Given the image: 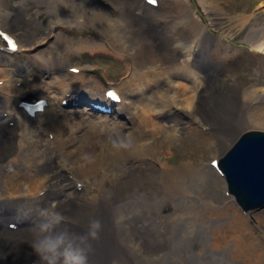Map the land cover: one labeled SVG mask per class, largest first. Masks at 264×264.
<instances>
[{
  "label": "bare ground",
  "instance_id": "1",
  "mask_svg": "<svg viewBox=\"0 0 264 264\" xmlns=\"http://www.w3.org/2000/svg\"><path fill=\"white\" fill-rule=\"evenodd\" d=\"M28 1L45 27L29 13L15 18ZM130 1L0 0V29L17 43L7 52L0 39V264H39L29 244L47 211L64 215L55 230L76 242L100 221L88 264H264V208L254 211L258 225L236 214V197L209 166L242 130L264 127V29L244 38L253 59H242L241 49L209 33L216 24L189 0H157L162 13ZM197 2L208 18L227 15L236 37L250 31L242 6L227 14L218 0ZM66 29L102 39L75 44ZM53 33L58 62L39 47ZM106 48L129 60L109 113L90 106L107 103L109 87L88 67L75 74L68 66L72 56ZM230 62L250 81L231 75ZM39 97L49 105L28 119L19 102ZM200 145L210 161L195 158ZM249 158L234 168L247 174Z\"/></svg>",
  "mask_w": 264,
  "mask_h": 264
},
{
  "label": "rangeland",
  "instance_id": "2",
  "mask_svg": "<svg viewBox=\"0 0 264 264\" xmlns=\"http://www.w3.org/2000/svg\"><path fill=\"white\" fill-rule=\"evenodd\" d=\"M125 1H127V0H125ZM168 1L171 2V0H166V5L170 4ZM218 1H219L218 8H219V10H221V8H222L224 10L223 13L229 12L228 6L233 7L235 10H240L241 6H242L244 9L248 10L247 17L249 18V20H251L250 22L252 23L250 25V31L248 30L249 32H245V34H243L242 36L240 35V36L236 37L235 36L236 31L234 29H232L233 23L231 24L229 22L230 19L227 18V15L226 16L223 15L224 17L221 15L220 16L221 18L217 17L216 15L215 16L211 15L210 18H208V17H206L205 10H203L202 6L197 2V0H189L192 7L195 8L198 15H200L203 18V21L206 24L207 23L208 24H211V23L216 24L215 28H217L216 30H218V31L213 30L211 27L210 28L208 27L209 33H211L212 35H218V33H219V36H221L223 41H226L229 43L231 42V45L233 47H235L236 49H239V50L241 49L242 59H245L246 57L249 59H253V56L249 54L250 47L248 45L250 43L246 42L244 38L249 36V37L253 38V40H254L255 37L259 34L260 29L261 28L264 29V4L261 5V0H218ZM130 2L133 3V1H130ZM10 3L11 2L9 1L7 6L5 7V9L9 10L12 13V10L10 8ZM237 5L240 6V9L236 8ZM234 6H236V7H234ZM36 8H38V7L35 5L34 2L28 1L25 11L17 13L15 18L17 19V21L20 22V21L27 19V16H30L29 14H31L33 18L31 16L30 17L32 19H34L38 22H41L42 25L45 27V25H47L46 16L44 14H39L38 16H35L34 11L36 12V10H37ZM164 8H165V5H163L162 10ZM169 10H170V12L173 11L172 9H169ZM160 12L162 13L163 11H160ZM169 14L170 13L158 14V16H160L158 18L164 19ZM35 17L38 19H36ZM250 18H252V19H250ZM209 19L210 20L212 19V22ZM160 21H162V20H160ZM255 30H257L258 33H257V31L254 32ZM66 33L69 35L70 38H74L75 44L79 43L80 38L82 36L85 38H91L94 41H100L102 39L101 36H99V34L95 33L94 31H90L89 33L84 34L80 30L66 29ZM54 36H55V33H53V35H51L49 40H43L44 42L42 41V43L39 44V47H40V49H45L47 51L49 50V51L53 52L54 53L53 57L55 58V61L58 62L57 57L59 56V54L56 51L57 48L55 46H52V44H51L52 41L54 40ZM244 43H246V44H244ZM29 51H33V50H29ZM251 52L253 54H255V52H253L252 49H251ZM243 54H244V56H243ZM255 58H257V57H255ZM127 63H129V60H128V58H126V56L121 57L120 55H117L114 51H112L110 48L109 49L106 48V49H102V50L100 49V51H95V49L94 50H92V49L86 50L85 52L79 54L78 56L70 57L68 60V65H71V67L74 66V67L80 68V66L81 67L86 66L90 70V71H88L87 74H89L90 76L91 75L95 76V78H97L98 80H101V82L107 80L108 82H112L113 84H115L119 81H122L123 77L126 76L127 69H128ZM217 64H218V62H217ZM233 65H234V69H233ZM229 66L232 68L231 73H234L231 75L234 76L236 74L237 76H239L241 74H244L243 75L244 81L245 82L250 81L249 80L250 76L248 75L249 73L247 71H245L244 69L237 67L238 64L236 65V63H234V64H231ZM237 68H239V69H237ZM245 72H247V73H245ZM252 130H257V131L263 132L264 127L260 128V127L256 126L255 124H252V127L250 126L248 129L245 128L240 133L242 134V132H244V131L248 132V131H252ZM240 133L237 135L236 139L241 135ZM209 150L204 145H202V146L200 145V147H196V149L194 150L195 155H196L195 158L199 161H201V159H205L206 161H210L212 156H209L210 155L208 152ZM200 151H201V156L197 155V153H200ZM225 152H226V150L224 151V153ZM174 154L178 155V153H174ZM175 155H173V156H175ZM206 155H207V157H206ZM199 156L201 158H199ZM204 156H205V158H204ZM221 157L222 156H219L218 158H221ZM162 160H163L162 162H165L164 159H162ZM233 207H234L233 209H234L236 214H238L242 217L245 216V215L241 214V211H239V209L236 205H233ZM258 214H259V212L258 213L257 212L256 213L251 212L250 214H246L247 216H245V218L255 221V223H257V225H258V222L255 220V218L257 219V216H255V215H258ZM225 217L228 218V216H225ZM225 220H227V219H224V221ZM251 230H253L252 232L255 233V231L252 227H251ZM255 235H256V237H258L256 233H255ZM258 239L260 241L262 240L259 237H258ZM261 242L264 243V240H262Z\"/></svg>",
  "mask_w": 264,
  "mask_h": 264
},
{
  "label": "water",
  "instance_id": "3",
  "mask_svg": "<svg viewBox=\"0 0 264 264\" xmlns=\"http://www.w3.org/2000/svg\"><path fill=\"white\" fill-rule=\"evenodd\" d=\"M245 157H250L254 162L244 169L247 174L234 168L235 163ZM258 164L264 168V132L257 131L243 133L219 162V170L225 177L228 193L236 197L244 211L264 208V173H260Z\"/></svg>",
  "mask_w": 264,
  "mask_h": 264
},
{
  "label": "clouds",
  "instance_id": "4",
  "mask_svg": "<svg viewBox=\"0 0 264 264\" xmlns=\"http://www.w3.org/2000/svg\"><path fill=\"white\" fill-rule=\"evenodd\" d=\"M118 147L127 148L130 145L121 144ZM64 219V215L59 211H47V215L35 226L29 246L39 264H88L90 242L99 238L102 227L100 221H90L87 234L80 236L76 242L69 238L68 233L56 232L55 229Z\"/></svg>",
  "mask_w": 264,
  "mask_h": 264
},
{
  "label": "snow or ice",
  "instance_id": "5",
  "mask_svg": "<svg viewBox=\"0 0 264 264\" xmlns=\"http://www.w3.org/2000/svg\"><path fill=\"white\" fill-rule=\"evenodd\" d=\"M5 40L7 41L8 45H9L13 50L16 49V44H15L11 39H9L8 37H5ZM74 71H75V69H74ZM108 95H109V96H113V93L109 92Z\"/></svg>",
  "mask_w": 264,
  "mask_h": 264
}]
</instances>
